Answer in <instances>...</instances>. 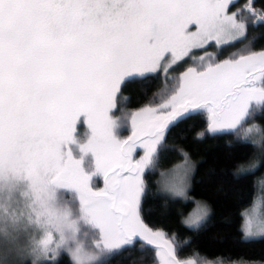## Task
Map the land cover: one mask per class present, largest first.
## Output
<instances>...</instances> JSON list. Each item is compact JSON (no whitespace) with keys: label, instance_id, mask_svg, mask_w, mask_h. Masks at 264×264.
<instances>
[{"label":"snow or ice","instance_id":"1","mask_svg":"<svg viewBox=\"0 0 264 264\" xmlns=\"http://www.w3.org/2000/svg\"><path fill=\"white\" fill-rule=\"evenodd\" d=\"M233 6L234 0H0L5 264H60L62 255L71 264H114L148 246L157 257L163 250L160 264H195L178 259L161 244L165 234L144 223V175L165 150L170 128L193 115L207 113L201 140L264 115V49L220 59L246 38L252 21L264 26V10ZM182 62L188 66L180 70ZM176 71L159 103L148 97L152 80L163 75L167 83ZM130 85L144 94L134 109L125 92ZM129 124L131 135L121 138ZM253 129L261 131L256 124L247 131ZM138 148L143 154L134 159ZM97 177L102 188L93 185ZM170 190L182 195L183 179ZM241 215L242 240L264 239V221L257 235L249 210ZM203 216L206 206L198 205L186 225L199 229Z\"/></svg>","mask_w":264,"mask_h":264},{"label":"trees","instance_id":"2","mask_svg":"<svg viewBox=\"0 0 264 264\" xmlns=\"http://www.w3.org/2000/svg\"><path fill=\"white\" fill-rule=\"evenodd\" d=\"M246 2L256 11L264 10V0H234L231 10L243 8ZM253 49H264V26L257 25L256 21L248 27L246 38L227 49L220 59L227 58L231 52ZM186 66L188 64H182L180 70ZM178 74V71L173 72L167 83L161 76L152 80L147 85L148 97L158 103L170 92L171 79ZM125 92L132 97L130 108L139 107L144 100L138 85H130ZM253 124L261 128L262 161L256 170L239 173L240 167L248 164L256 154L253 144L243 140L244 133ZM206 128L207 119L203 113L193 115L167 132L165 150L159 152L155 168L144 175L147 195L142 204V219L149 228L161 230L173 242L178 259L192 258L197 264L209 261L212 264H264V239L245 241L241 238V213L252 205L257 185L263 179L264 115L250 117L234 132L216 136L205 134L202 140L198 139V134L206 133ZM182 153L188 154L195 167L188 201L162 195L157 183L162 172L184 159ZM195 201L205 202L210 208L209 218L199 229L183 224V217ZM60 264H71V261L67 255H62ZM114 264H158V261L155 248L148 246L144 253L139 250L125 252Z\"/></svg>","mask_w":264,"mask_h":264},{"label":"rangeland","instance_id":"3","mask_svg":"<svg viewBox=\"0 0 264 264\" xmlns=\"http://www.w3.org/2000/svg\"><path fill=\"white\" fill-rule=\"evenodd\" d=\"M210 51H211V49H210ZM182 64H183V62H182ZM161 77L164 79L163 75H161ZM160 101H158V103ZM204 114L206 116V119H208L207 113H204ZM78 132L80 133V135L82 137L84 132H85V127L79 126ZM246 133H247V135H246ZM129 135H131L130 124L128 125L127 128H125L121 131V138H127ZM243 140L245 142H250L251 144H253V141H258L259 143L254 146L255 147V153H256L255 157L248 164L243 165L242 169L240 167L239 173L252 172V171L256 170L257 168H259L261 161H262V150H261L262 149V133H261V131L257 132L255 129H253L251 132L246 131L243 135ZM142 154H143L142 150H140L138 148L136 150V152L133 153V157H134V159H139L140 155H142ZM179 165H184L187 168V172L185 173V168H179L178 169L177 166H179ZM194 170H195L194 163L189 158H188L187 164H185V160L182 159L180 162L176 163L175 165H173L172 167H170L169 169H167L161 173V175L159 176L158 182H157L158 187H159V192L168 198L179 199L182 201H188L190 199L189 189L191 186V181H192V177L194 174ZM261 178H263V179L257 185V192H256L255 199H254L252 205L249 206L248 208H246L249 210V215H250L252 222H253V231L256 232L257 235H259V232L257 231V226L261 223V221H264V172H263V176ZM165 179H167L169 181L168 186H166L164 183ZM181 179H183L184 193L182 195H177L173 191H171L170 188L172 185L179 187L180 183H181ZM93 185L96 188H102L104 186L103 179L100 177L94 178L93 179ZM254 203L256 204V212L255 213H253L251 211ZM198 205L199 206H206V209H207V216H203L200 218V221H199L200 225H202L209 218V216H210L209 206L205 202L195 201L193 208H191L186 213V215L183 217V224L186 227H188L186 225V221H188L189 218L196 219V216L198 214ZM243 224H244V217H243V221H242V225ZM188 228H195V227H188ZM152 230H154V229H152ZM154 231H156V230H154ZM159 231H161V230H159ZM165 241L167 242V245L175 253V248H174L173 242L170 239H168L166 236H165V240L161 241V244H164ZM89 242H90V238H89ZM156 251L157 250L155 249V254H156ZM163 255H164L163 250H161V256L160 257L156 256L158 264H160V260L163 257ZM0 264H5V261H4L2 256H0ZM7 264H12L11 258H9ZM195 264H197L196 261H195ZM201 264H208V263H201ZM236 264H240V263H236Z\"/></svg>","mask_w":264,"mask_h":264}]
</instances>
